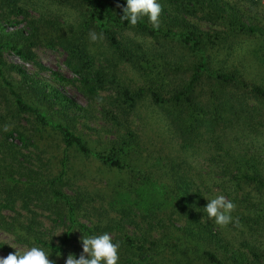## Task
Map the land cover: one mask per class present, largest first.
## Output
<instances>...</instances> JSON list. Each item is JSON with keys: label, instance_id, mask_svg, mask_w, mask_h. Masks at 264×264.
I'll return each mask as SVG.
<instances>
[{"label": "trees", "instance_id": "trees-1", "mask_svg": "<svg viewBox=\"0 0 264 264\" xmlns=\"http://www.w3.org/2000/svg\"><path fill=\"white\" fill-rule=\"evenodd\" d=\"M158 2L159 26L153 27L147 17L135 26L122 21L126 0H0V230L19 245L51 251L49 258L55 264H65L69 254L79 258L83 236L104 232L120 244L118 264H264V175L258 168L259 146L252 139L240 154L234 150L239 147L223 149L217 139L220 132L255 131V107L226 89L249 92L251 98L264 102V87L210 66L214 47L256 29L229 19L222 0ZM191 18L224 29L204 31ZM20 23L25 26L12 32L5 27ZM96 40L101 43L99 51ZM40 45L66 54L64 63L73 77L51 71L57 83L76 84L93 100L113 90L102 115L120 129L114 139L93 148L69 122L54 118L58 112L66 117L68 110L81 113L85 108L17 65L11 69L21 81L14 84L6 78L4 53L35 63L33 49ZM121 65L131 67L148 85L135 90L127 87L119 76ZM146 96L161 115L156 122L162 121L167 133L180 139L175 156L157 158L152 165H168L162 173L168 184L161 185V199L156 203L142 194L157 182L153 169L145 166L140 136L129 122ZM55 105H60L59 111L49 113ZM25 120L35 131L60 134L65 147L57 166L34 151L40 147L21 126ZM215 142L218 151L211 154ZM71 149L104 168L116 169L120 177L92 190L80 185L88 174L74 172ZM203 150L211 154L209 161L224 163V175L230 177L221 182L223 188L222 183L236 188L245 183L258 196L245 192L232 197L246 212L232 211L228 227L239 223L243 230L227 242L224 230L218 237L214 221L204 213V194L193 178H186L192 177L193 170L187 159ZM42 216L62 227V233L49 236ZM181 220L184 223L178 225ZM128 225L135 228L132 235ZM0 249L8 247L0 242Z\"/></svg>", "mask_w": 264, "mask_h": 264}, {"label": "rangeland", "instance_id": "rangeland-1", "mask_svg": "<svg viewBox=\"0 0 264 264\" xmlns=\"http://www.w3.org/2000/svg\"><path fill=\"white\" fill-rule=\"evenodd\" d=\"M222 2L229 19L237 18L238 21L241 20L242 22H245L247 25L255 28L256 31L251 35L243 33L235 37H230L224 44L214 47L211 51L210 66L213 70L231 73L247 84L260 85L264 87V0H254V3L251 0H222ZM33 15H36V17L39 16L36 13ZM65 17L66 14L63 18L66 19ZM15 19L17 21H21V17ZM191 20L204 31L214 32L218 28L224 29L222 26H213L199 21L198 18H191ZM15 26L13 24H8L5 27L8 31L12 32L16 29L23 28L25 25L24 23H20L16 27ZM95 44L96 50H101V43L96 40ZM33 51L36 54L35 63L34 61H23L13 52L4 53L3 60L7 65V68L4 69L6 78L9 81L14 82V84H18L21 81V76L14 69H11V66L17 65L24 69L29 76L34 77L35 79L43 80L50 85L57 86L62 93L78 105L85 108L86 111L81 113L76 112L73 109L68 110L65 117L63 116L65 113L58 112L60 105H55L49 110V113H56L57 111L58 114L55 115L54 118L63 122L66 121V123L69 122L72 130L83 136V138H85L93 148H98L99 146L101 147V143L114 139L117 134L116 132L120 131V129H118V126L116 127L112 121L102 115V107H104L107 103V97L114 94L113 90H105L100 93V97H102V99L95 98L93 100L81 92L77 88L76 84H59L53 79L52 74L50 73L51 71L59 72L65 78L73 77V74L64 63L66 54L60 48L50 49L43 45L35 47ZM177 51H179V49ZM180 52L181 51H179L177 55H179ZM107 55L111 56L110 53ZM119 76L121 78V82L132 90L144 87L146 84L148 85V82H146L135 70L128 66L121 65L119 67ZM228 89L230 95L233 94L237 97H243L250 106L255 107V115L257 119H255L252 123L255 126V131L249 133L245 130L238 134L234 131L227 134L220 132V138H217L218 142H221L223 149H227V146L232 148L239 147L234 150L243 154L248 149V143L251 142L250 140H256V144L259 146L258 148L261 153L260 158H258V161H260V165L258 166L259 173L264 175V102L256 101L251 98L249 92H245L244 90V92H242V90H236L233 87H228L226 90ZM106 107L109 106L106 104ZM155 107L156 106L153 104L151 99L146 96L137 105V109L129 118V122H131L132 128L140 136L143 158L147 161L145 166L153 169L157 182L148 187V190H143L142 194L143 196L148 197L150 201L156 203V201L161 199V185L163 183L165 185L168 184V179L164 178V175L162 174L167 169L168 165L165 164L163 168L160 166L153 167L152 165L155 164V159L157 158L163 157L165 159L166 157L172 158L175 156L179 147L180 139L167 133V127L162 121L159 123L156 122V118L161 115H157V109ZM152 117L155 119L152 120ZM21 126L27 128V132L32 135L34 142H36L40 147V150L36 149L34 151L41 157L43 156V160H48V158L52 159L54 164L57 166L59 164L58 161L63 155L65 147L61 141L60 134L49 129L42 132L35 131L34 126L32 123L30 124L28 120L22 121ZM236 138H238V140H236ZM257 140H260L259 143H257ZM16 143L18 144V142ZM216 144L218 143L215 142L211 144V154L215 152L217 153V148L219 146ZM253 149L247 152V156L252 153ZM43 150L45 151L44 154L42 153ZM69 154L73 163L74 172H79V176L82 173L81 171L88 174V178L79 184H86V186H88L91 190L93 187H101L104 181L106 182L108 179L120 177V174L116 169L104 168L95 159L84 158L80 154L76 153L74 149H71ZM211 154H208L203 150L195 156L187 159V162H189V165L193 170L191 171L192 177L186 178H193V182L204 194L205 204L208 203L207 199L213 198L216 195H223L227 200H231L232 202H234L232 197L243 196V193L245 192L253 193L252 196L256 195L255 191H253L249 185H246L245 183H242L240 188H236L235 186L231 187L229 185L230 182L222 183L226 187L223 188L220 185L221 182L228 180L230 176L228 177L224 175L225 172L223 171V162L216 163L209 161ZM54 164H52L53 167ZM244 166L245 165H243L242 169L245 168ZM122 176L125 177L124 175ZM256 197L258 199L257 195ZM235 205L236 210H238L237 212H246V209L242 208L240 202L235 203ZM41 218L43 223H45V228L51 231L49 236L57 237L60 235L62 227L55 226L51 219L46 216H42ZM208 220L210 222L214 221L213 219ZM83 221L87 222L86 219H83ZM177 223L178 225H182L184 222L181 220ZM214 224L216 225L214 226V229L218 234V237L221 236L220 231L222 229L224 230L225 235L223 236V239L226 242L227 240L230 241L240 235V228L243 230L239 223H232L231 225L233 228L228 227L229 223L225 226L217 225L215 222ZM134 231V226H127V232L130 235H132ZM0 242L19 246L21 249L26 247L14 242L12 236L2 230H0ZM7 247V251L0 249V257H6L8 253L15 251L9 245H7Z\"/></svg>", "mask_w": 264, "mask_h": 264}, {"label": "clouds", "instance_id": "clouds-1", "mask_svg": "<svg viewBox=\"0 0 264 264\" xmlns=\"http://www.w3.org/2000/svg\"><path fill=\"white\" fill-rule=\"evenodd\" d=\"M161 10L158 0H126L120 19L135 26L142 18L147 17L153 27H158ZM207 201L203 208L204 213L217 225L225 226L233 220L231 213L236 205L231 200H227L223 195H216ZM81 243L82 252L79 258L69 254L65 264H118L120 244L113 242L109 233L83 236ZM4 245H9L15 251L8 253L6 257H0V264H55L49 258L51 251H46L41 246L32 245L21 249L8 243Z\"/></svg>", "mask_w": 264, "mask_h": 264}]
</instances>
